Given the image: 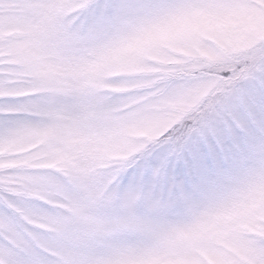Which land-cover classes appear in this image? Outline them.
I'll list each match as a JSON object with an SVG mask.
<instances>
[{"label": "rangeland", "instance_id": "1", "mask_svg": "<svg viewBox=\"0 0 264 264\" xmlns=\"http://www.w3.org/2000/svg\"><path fill=\"white\" fill-rule=\"evenodd\" d=\"M9 259L264 264V0H0Z\"/></svg>", "mask_w": 264, "mask_h": 264}, {"label": "snow or ice", "instance_id": "2", "mask_svg": "<svg viewBox=\"0 0 264 264\" xmlns=\"http://www.w3.org/2000/svg\"><path fill=\"white\" fill-rule=\"evenodd\" d=\"M209 144L211 145V148H214V142L211 141V138H209ZM211 148L205 149L203 144L201 143L199 148L197 150H193L192 155L185 160V168L188 170V175L192 180L193 190L198 188L200 183L204 181L209 175L210 169L207 167V161ZM171 183L173 186V190H176L175 181H172ZM181 190L187 191V188L184 187ZM7 264H27V262L17 261L16 259H9L7 261Z\"/></svg>", "mask_w": 264, "mask_h": 264}, {"label": "clouds", "instance_id": "3", "mask_svg": "<svg viewBox=\"0 0 264 264\" xmlns=\"http://www.w3.org/2000/svg\"><path fill=\"white\" fill-rule=\"evenodd\" d=\"M74 27H80V22H77L76 25H74Z\"/></svg>", "mask_w": 264, "mask_h": 264}]
</instances>
